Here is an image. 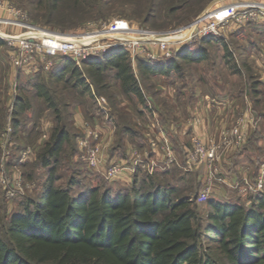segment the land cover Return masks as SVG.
<instances>
[{"label":"trees","instance_id":"1","mask_svg":"<svg viewBox=\"0 0 264 264\" xmlns=\"http://www.w3.org/2000/svg\"><path fill=\"white\" fill-rule=\"evenodd\" d=\"M106 1L38 0L36 19L45 27L77 28L85 14L96 12L97 6L103 8ZM149 1L147 7L138 8L139 13L145 15L146 23L157 13L166 11L170 16L181 8L192 7L198 0H166L165 9L155 0ZM68 4L73 8H68ZM63 10L70 13L65 15ZM224 42L222 39L197 41L185 46L173 59L161 63L140 59L133 63L127 52L116 50L102 56V59L84 63L87 68L84 76L80 75L81 71L73 61L64 59L48 74H53L62 83L63 76L69 73L70 79L75 80V89H80L77 93L81 99L89 100L93 89L108 99L116 126L112 152L118 153L125 148L126 142L146 140L136 118L149 120L155 113L158 127H162L166 123H178L176 114L180 108L187 110L194 106L198 89L209 83L201 77L202 72L198 75L191 73V69H199L212 60L205 45H222L221 63L236 74L245 73L247 78L238 96L247 93L254 108L260 109V82L253 77L247 64L237 66L235 54ZM0 46H4L2 41ZM212 64L215 67L216 63ZM172 78L180 82L174 102L159 98L162 93L151 85L155 79ZM218 79L216 75L211 87H207L213 94L219 88ZM147 86L152 96L150 100L154 103L152 109L144 95L143 87ZM38 96L56 115V127L43 141L46 143L38 147L40 169L47 171L44 193L37 200L28 194L13 201H21L22 208L9 220L6 205L0 207V229L4 228L8 237L6 241L0 235V264H264V193L250 194L246 199L236 195L231 201L208 200V211L204 217L196 202L202 182L198 179L194 183L185 170L175 165L152 175L136 171L127 191L114 193L111 183L107 186V181V184L76 193V188L82 187V181L76 177L80 172L75 173L74 170L79 162L76 142L84 132H77L74 118L77 111L84 113L89 120L97 119L98 113H90L91 103L78 102L73 94L72 97L70 95L72 102L63 104L62 109L48 91L43 89ZM134 104L143 110L136 109ZM26 109L21 99H17L12 108L7 124L12 128L8 137L10 145H7L12 156L7 168L18 170L30 183L26 174L29 159L23 160L21 156L22 151L28 148L22 143L31 132L27 123L21 120ZM64 114L70 118L68 125L64 123ZM1 115L0 111V132ZM257 140L260 139L252 137L249 143L253 145ZM176 142L174 140L176 149L183 151L185 164L186 152ZM3 154L0 146V160ZM38 171L33 169L29 173L31 178ZM66 173L69 175L67 181ZM0 197L3 204L12 203L6 201L1 189ZM2 212L5 213L3 216ZM203 240H206V247Z\"/></svg>","mask_w":264,"mask_h":264},{"label":"built area","instance_id":"2","mask_svg":"<svg viewBox=\"0 0 264 264\" xmlns=\"http://www.w3.org/2000/svg\"><path fill=\"white\" fill-rule=\"evenodd\" d=\"M261 24H264V0H220L192 22L169 32H156L143 26L117 21L103 23L98 27L89 25L88 29L81 32L61 33L37 25L31 21L26 11L10 1L0 0V41L8 51L12 67L26 74L49 73L57 66L60 58L78 63L97 59L116 50L127 52L133 63L138 59L161 63L173 59L185 46L197 41H227L229 35L239 29ZM262 66L264 68V61ZM102 101L105 103V100ZM147 103L152 109L153 103L149 99ZM250 120L255 127L258 122L255 118ZM245 125L246 121L243 119L236 126L224 129L219 141H203L194 137L190 147H187L185 169L191 172L204 168L207 171L196 198L197 203L209 200L215 184H226L219 177L216 164L222 150L228 147L240 149L246 145L248 135ZM141 126L146 130L149 150L145 159L140 158L134 167L128 168L130 173L135 174L141 169L152 175L162 170L165 163L166 169L175 165L177 160L172 147L166 141L161 143L154 136L153 128L158 126L157 114L154 113L150 124H140ZM85 129V137L78 143L79 158L89 169L98 172L104 166L105 148L99 142L101 133L88 124ZM11 133L12 128L8 126L0 138V146L4 150L0 160V189L8 202L23 198L34 189V185L26 182L18 170L7 168L12 156L11 150L7 148ZM156 152L165 157V163L152 158ZM30 153L29 150L22 151V159L28 160ZM125 169L127 168L120 163H110L100 173L107 181L112 182ZM232 188L246 196L264 193V161L254 179L244 177Z\"/></svg>","mask_w":264,"mask_h":264},{"label":"rangeland","instance_id":"3","mask_svg":"<svg viewBox=\"0 0 264 264\" xmlns=\"http://www.w3.org/2000/svg\"><path fill=\"white\" fill-rule=\"evenodd\" d=\"M7 1L12 2L17 7L26 11L32 22L40 26L43 25L45 27L44 24L38 22L36 19V14H38V11L36 9L38 5V0H7ZM200 1L201 0L194 2L192 7L187 6L185 8H181V11L176 12L175 14L170 16L167 15L166 11H163L160 14L157 13L151 20H149V23H146L144 19L145 15L139 13L138 8L139 7L145 8L148 5H150L149 0H107L106 2L103 3L104 4L103 8H99V6L96 5L97 6L96 12L85 14L84 20L80 23L78 22L79 26L77 28L64 29V30L50 26H46V28L61 33H71V32L75 33V32L85 31L86 29H88L89 25L93 27L95 26L98 27L103 23L124 21L133 25L146 27L156 32H169L179 28L180 26L192 22L194 19L199 17L204 11H206L211 5H213L214 3L220 0H203L202 2ZM155 2L157 5L158 4L162 5V9H165L167 7L165 3L166 0H155ZM229 2H232V0H229ZM67 7L73 8L72 6H69V4ZM63 11L65 15H68L70 13L67 10H63ZM232 36H234L235 39ZM252 36L256 37L255 41H260L261 45L259 48L253 47L252 49H250L248 53L245 54L244 53L245 50L243 46L252 44L249 40V38ZM224 44L228 46L230 50L235 54V61L237 63V66H242L243 61L246 59L251 63H253L254 56L256 55V53L261 52L264 49V46H262V44H264V24L239 29L234 34H230L228 40L225 41ZM224 44L223 46H225ZM204 47H206L207 50H209L213 58L210 62L203 64L202 66H199V69H195V70L191 69V73H194V75H198L199 72H202L201 77H203V79L206 82L207 81L209 82L206 84L207 85L206 87H211L210 84H212V81L216 77V75L219 76L218 81L221 80L222 82L231 83L232 85L237 86L239 88L245 87V81L247 79L245 77L246 76L245 73L242 75L236 74L230 68L226 67L223 63H221L222 53L224 52L222 45L220 44L214 46L205 45ZM102 58L103 57L101 56L98 59H102ZM61 60L64 59L60 58L57 60V62L59 63ZM86 62L88 61L78 62V63L73 62L76 65V67L81 71L80 74L81 76H84L86 74L87 71V68L85 66ZM214 62L216 63L215 67L212 66L213 65L212 63ZM213 71L216 72V74H214ZM63 77H64V81L60 83L56 80V77L53 74H48L46 72L45 73L40 72L36 74H26L17 71L12 67V65L9 62L8 51L6 47L0 46V111L2 113L1 115L2 130L0 132V137L3 135L5 129L7 128V124L10 122V115L12 113V108L15 101L17 99H21L23 103H25V105L27 106V109L24 112L23 116L21 117V120L24 123H27V126L31 131L28 139L24 140V143L22 144L27 145L28 148L26 150H29L31 152L29 155V160L27 162L29 169L26 170V174L28 173L27 178L30 181V183L34 185L33 191L29 194L31 195V199H35V200L40 198V196H42V194L44 193L45 180L47 178V171H43L42 169H40V165H41L39 160L40 149H38V147L42 145L43 141H45L49 135L52 134L54 128L56 127V115L54 114V111L51 110L48 104L38 96V92H40L43 89L48 91L55 104L57 103L58 105L59 103L58 106H60L61 109L63 108L62 107L63 104L72 102L70 98V95L72 97V94L77 98L78 102H82L88 105L91 103L92 106L90 107L89 111L94 115L98 113L97 119H95L96 121L94 119L93 120L86 119L84 113L77 111V114L75 115L74 118V124L77 132L83 131L82 128L80 127L81 125L76 122L77 115L79 119L84 120L83 126L86 127V124H88L93 129L99 128L98 129L99 131L106 130L105 128H107L108 123L106 122L105 119L107 116L111 117L112 115V108L107 98L99 96L98 93H96V91L93 89L92 95H90L92 96V98L90 99V96L88 97L90 101L87 99L85 100L81 99L79 98V94L77 93V91H79L80 89L77 88L76 90L75 87L73 86L75 80L70 79L71 76L69 73L65 74ZM253 77L260 82V76L258 73H255ZM67 81L69 82L66 84ZM165 82H169L170 83L169 85L173 86L172 90L170 89L171 87L168 88V85L164 84ZM179 83L180 82L176 78H172L170 80L155 79L154 82H151V85L155 86L156 91H160L162 93V95H159V98L162 99L163 97V98H167L168 100L171 99L174 102L175 95L177 94V91L180 88ZM111 84L114 86L113 83ZM71 86L72 88H70ZM159 86L161 87L159 88ZM162 87H166L168 90L166 89L164 90V88ZM143 88H144L145 97H147L150 100L152 96H151V92L147 89L148 86ZM113 91L116 92L117 89L113 87ZM166 95H168V97ZM104 99L107 101V105L103 103L102 100ZM134 106L136 107V109L143 110V108L140 106L137 107L135 104ZM260 106L263 107L264 102H262L259 105V107ZM186 112L187 110H185V108H180V110L177 111L176 116H179L181 114L182 116H186V114H184ZM63 118L65 119L64 122L65 125L67 124V121L70 122V118L66 116V114H64ZM145 121L147 122H140V123L143 125L149 124L148 119L147 120L145 119ZM178 122H179V118H178ZM139 128L143 129L144 133L146 134V130L142 126L141 127L139 126ZM84 137L85 134L83 136H79V139H77L76 151L78 149L79 140H81ZM193 138L194 137L193 136L190 137V135L186 137L187 139L186 141L188 142L185 143V148H187V146L190 147ZM145 139L148 147V140L146 136ZM101 141H103L102 134L100 135V139H99V142ZM76 158L79 162L77 163L78 166L77 165L74 166V170L76 171L75 173L80 172V176H76V177H78L79 181H82L81 182L82 187L78 189L76 188V193H79L82 190H85L92 186L101 185L105 183L107 184V180L103 177L102 174L101 176L100 174L96 173L95 170L92 169L89 170L87 166L82 164L84 162L81 161L79 158V151ZM175 167H178V169L182 171L185 170V172L188 174V177H190V179L192 178L194 183L196 180L198 181L200 175L199 170H193L189 172L185 169V166H183L184 168L182 167V165H176ZM33 169L35 171L39 169V171L36 174L37 177L33 176V178H31L29 173L32 172ZM33 175H35V172H33ZM86 175H91V177H87ZM206 176H207V171H206ZM228 176L229 175H224L220 173L219 177H222L223 180H225L226 184H221V185L215 184L213 186V193L209 198V200L218 201V199L215 197V193L217 194L221 193V195L223 194L230 201L231 199L233 200L236 195H239L242 199H246L248 195L246 196L245 194L240 193L239 191L237 194V190L232 188V186L234 187L235 182L233 180H230V177ZM65 177L67 181L69 179L68 178L69 175L66 173ZM241 179L242 178H240L239 180ZM108 185H110V182L107 184V186ZM207 202L197 203L204 217H206L208 211V208L206 206ZM2 205H6L5 212H7L8 220L9 217L14 212H19L21 211L22 208L21 201L12 202L9 204H3L2 198L0 197V207ZM3 214L5 213L2 212V216ZM5 223L6 220L4 219L3 225H5ZM0 235L3 237L4 240L6 241L8 240V237L6 235V230L4 228L0 229ZM203 244L204 247L207 246L206 240H203Z\"/></svg>","mask_w":264,"mask_h":264},{"label":"crops","instance_id":"4","mask_svg":"<svg viewBox=\"0 0 264 264\" xmlns=\"http://www.w3.org/2000/svg\"><path fill=\"white\" fill-rule=\"evenodd\" d=\"M255 39L256 37L253 36L249 38L253 45H242L245 54L253 47H260V41H255ZM262 46H264V44H262ZM244 61L242 64H247L254 75L255 73H258L260 76L259 89L262 91V94L259 100L262 103L264 102V68L262 66V62L264 61V49L263 51L256 53L253 63L247 59ZM164 84L168 85V88L171 87L170 89L172 90L173 86L169 85V82H165ZM160 87L161 86H159V88ZM217 87L219 88L214 94L207 87L198 89L196 102L194 106L187 109L186 116H182V114L176 116L177 119L179 118L178 123L170 122L162 127L155 126L153 128L154 136L161 143L165 141L168 142L176 156L177 161L175 166L182 165L183 167L186 166V163L184 164L182 159L184 154L183 151L181 152L176 149L174 140L177 141L178 143H176L178 146L183 147L182 149L184 150L187 149L185 148V143L188 142L186 141V137L189 135L190 137H197L203 141L209 139L219 141L221 138V131L236 126L240 120L244 119L246 121L245 130L248 135L246 145L240 149H237L236 147H228L222 150L216 166L220 173L229 175L228 177H230V180H233L235 183L239 181L240 178L244 177L254 179L261 163L264 161V106H260V109L256 110L252 99L247 93H244V95L239 97L238 94L241 93V89L244 87L239 88L231 83L222 81H218ZM162 88L168 90L166 87ZM166 96L168 97V95ZM169 100L173 102V100ZM105 104L107 105L106 100ZM252 118H255L258 122L255 127L251 125L252 123L250 119ZM105 120L108 123L107 128H105V131L100 130V133L103 135V141L101 142L105 148L104 166L100 171H104L106 166L110 163H120L125 166L127 169L122 171L116 180L110 183L114 193L127 191L131 186L134 177V174L130 173L128 168L134 167L136 161L140 158L145 159L149 149L146 140H144L143 142L139 141L136 143L126 142L125 148L122 151L118 153L112 152L116 139V126L112 117L107 116ZM135 120L139 126L141 124L140 122H147L145 119L136 118ZM83 121V119L78 118V115L76 116V122L81 125L80 127L84 134H86ZM150 121L151 119L148 120L149 124ZM152 125L153 123L151 126ZM252 137H257L260 140H257L252 145L249 143ZM152 158L161 163H165V157L159 152L154 153ZM165 165L163 167L165 170H169L172 167L170 166L169 169H166ZM100 171L95 172L101 175ZM199 173V180L203 184L206 179V169H200ZM215 197L218 200L230 201L226 196L223 194L221 195V193H215Z\"/></svg>","mask_w":264,"mask_h":264}]
</instances>
